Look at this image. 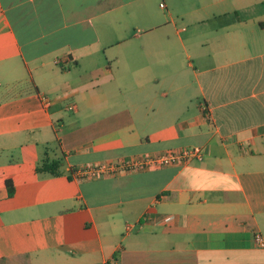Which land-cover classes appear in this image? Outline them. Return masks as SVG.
<instances>
[{"label": "crops", "instance_id": "crops-1", "mask_svg": "<svg viewBox=\"0 0 264 264\" xmlns=\"http://www.w3.org/2000/svg\"><path fill=\"white\" fill-rule=\"evenodd\" d=\"M162 1L0 0V264H264V0Z\"/></svg>", "mask_w": 264, "mask_h": 264}, {"label": "built area", "instance_id": "built-area-1", "mask_svg": "<svg viewBox=\"0 0 264 264\" xmlns=\"http://www.w3.org/2000/svg\"><path fill=\"white\" fill-rule=\"evenodd\" d=\"M160 5H163L161 2ZM47 101L48 97L42 95ZM73 105H69L72 107ZM203 149L200 145L181 146L175 149H168L162 152H145L139 155L121 157L115 160L99 161L91 165L81 166L75 169L77 175L98 176L101 174H113L125 170L141 168L161 167L174 163H186L192 158L202 159ZM148 215H146L147 217ZM168 217L162 220H167ZM257 242L263 244L262 238L257 235ZM114 264H116L114 262Z\"/></svg>", "mask_w": 264, "mask_h": 264}, {"label": "trees", "instance_id": "trees-1", "mask_svg": "<svg viewBox=\"0 0 264 264\" xmlns=\"http://www.w3.org/2000/svg\"><path fill=\"white\" fill-rule=\"evenodd\" d=\"M60 164L61 162L58 159H53L51 161L44 160L42 161L41 165L39 166L37 165V167L39 170H45V171H49L50 173L56 174L59 172L57 168L59 167ZM6 184L8 188V194H12L14 189L12 181L10 179H6Z\"/></svg>", "mask_w": 264, "mask_h": 264}, {"label": "rangeland", "instance_id": "rangeland-1", "mask_svg": "<svg viewBox=\"0 0 264 264\" xmlns=\"http://www.w3.org/2000/svg\"><path fill=\"white\" fill-rule=\"evenodd\" d=\"M161 2L163 3V1L161 0Z\"/></svg>", "mask_w": 264, "mask_h": 264}]
</instances>
